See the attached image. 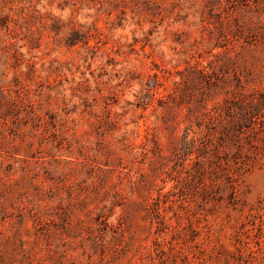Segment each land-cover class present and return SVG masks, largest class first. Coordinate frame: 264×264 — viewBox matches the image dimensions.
Here are the masks:
<instances>
[{"label": "rangeland", "instance_id": "1", "mask_svg": "<svg viewBox=\"0 0 264 264\" xmlns=\"http://www.w3.org/2000/svg\"><path fill=\"white\" fill-rule=\"evenodd\" d=\"M0 264H264V0H0Z\"/></svg>", "mask_w": 264, "mask_h": 264}]
</instances>
